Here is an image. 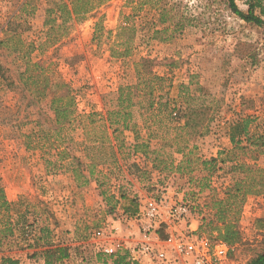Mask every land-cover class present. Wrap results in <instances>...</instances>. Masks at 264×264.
I'll use <instances>...</instances> for the list:
<instances>
[{"label":"rangeland","instance_id":"rangeland-1","mask_svg":"<svg viewBox=\"0 0 264 264\" xmlns=\"http://www.w3.org/2000/svg\"><path fill=\"white\" fill-rule=\"evenodd\" d=\"M25 1L0 0V40ZM238 6L246 11L247 0ZM19 17L13 25L19 36L0 50V62L15 76L23 55L43 63L51 79L66 85L56 89L59 94L70 90L78 118L58 136L48 108L53 88L40 103L30 104L29 94L21 105L0 84V185L10 202L23 203L20 210L27 211L26 224L0 247V258L46 264L43 252L52 245L69 248V257L54 264H131L125 253L102 254L92 240L108 223L125 230L120 199L130 202L133 215L141 201L162 199L171 190L173 203L188 204L201 225L234 182L245 178L233 165L264 169V153L253 143L264 136V28L241 20L225 0H29ZM142 59L152 61L150 70L164 78L157 94L162 102L172 101L174 113L169 121L163 108L155 113L139 104L132 108L131 126L149 141L147 153H140L148 168H141L128 140L136 145V131L119 126L115 140L103 121L116 108L119 88L137 83ZM246 116L256 118L250 139L235 147L231 124ZM64 149L95 166L94 187L78 188L71 172L56 171L53 164ZM211 159L217 162L206 163ZM252 176L264 188V175ZM223 209L242 237L224 264H248L264 246V193L249 194L242 203L231 200ZM46 228L49 235L40 233ZM215 228L203 234L217 238ZM161 232L169 233L166 227Z\"/></svg>","mask_w":264,"mask_h":264},{"label":"trees","instance_id":"trees-1","mask_svg":"<svg viewBox=\"0 0 264 264\" xmlns=\"http://www.w3.org/2000/svg\"><path fill=\"white\" fill-rule=\"evenodd\" d=\"M225 1L228 3L230 10L241 20L264 28L263 0H247L248 9L246 11H242L239 8V0ZM28 3L29 0H26L21 5L18 10L19 14L27 7ZM257 9L260 10L259 14L257 13ZM18 13L14 14L8 20L7 24L4 26L5 30L3 28L5 38L0 40V50L4 48L6 49L9 43L14 40L15 37L19 36L18 30L13 28L14 22L18 18L20 19ZM57 19H60L59 16H57ZM16 51H19L18 54H21V50ZM22 59L24 63H21L18 70L15 72L17 76H15L11 68L4 66L0 62V84L3 88L14 92L19 97L21 105L29 99V94L32 96L30 104L34 105L48 97L46 93L47 89H55V92L52 89L53 96L48 103V108L53 114L51 122H53L55 126V132L59 133L58 136H60L61 130L66 125L74 124L77 121L78 116L74 97L71 95L70 90L63 94H59L56 89L61 88V86L65 87L66 85L61 83L58 79H51L48 71L49 68H45L43 63L33 62L25 55H23ZM151 63L152 61L150 60L142 59L136 65L137 83L132 86H121L119 88L116 108L107 111L104 117L103 121L107 124L108 130H113L115 140L117 139L116 133L120 130L119 126H122L123 130H130L131 127L136 131L138 128L136 124L131 126V121L133 119L132 108L134 106L136 107L137 104L148 107L149 111H152V113L163 108V112L167 116L166 118L169 119V121L172 120V114H174L171 108L172 101L168 98L165 102H162L163 96L157 94V91H160L157 85L161 86L160 82H163L164 78L157 75L153 70H150ZM34 93L35 95L33 96L32 94ZM136 97L139 98V102L137 103L134 102V98ZM27 106H29V102ZM20 108L21 106H19V109ZM187 109L188 108H185V110L182 109L185 114L183 117V119L186 120L185 127H188L190 124V118H188V112H186ZM90 117H92V115L85 116L87 119H90ZM255 121L256 118L254 116H246L235 120L231 124L230 140L235 147H240L242 144L241 141L244 137L250 139L251 127ZM37 125H40V121H37ZM135 133V140L137 141L134 147L135 153L146 154L147 151L145 152L144 150L149 148V141L141 138V134L138 131ZM57 141L59 143L60 140ZM253 143L259 153H264V136L257 137L256 141ZM122 145H124V142ZM68 153L67 149L58 153V160L53 164L56 171L65 168L74 176L78 188L89 186L91 179L94 176L95 166L92 164H85L77 156ZM65 158L67 162L65 161ZM59 161H65V164L61 163L58 165ZM216 162L217 159H211L206 163L212 165ZM224 162L225 161H223V163ZM232 171L245 175V178L238 179L234 182L233 186L227 192L226 199L219 200L215 204L216 212L211 216V219H209L207 223L203 222L200 225L199 230L203 233L207 228L211 229L213 226L217 227L215 228L219 231V236L217 238L222 239L231 245H236L242 239L241 233L235 223L229 222L224 218L223 215L225 214V210L223 207H229L231 205V200H236L237 202L241 201L242 203L243 198L249 194L257 195L264 193V188H262L263 184L260 181L256 183V177L252 176V174H256L257 177L264 175V169L260 168L257 164L239 162L232 166ZM21 205H23L21 202H10L7 199L3 187L0 185V247L9 237L15 235L17 227H20L22 230L26 224L27 211H21ZM18 206L19 209H16ZM13 212H16L17 214L16 222L12 214ZM40 233L49 235V229H41ZM161 236L162 238L167 237V235L162 232ZM41 241L42 238L36 239L34 246H36V248L39 247ZM43 253L46 264H54L69 257V248L66 246L49 245ZM0 264H19V262L9 256H3L0 258ZM248 264H264V246L262 252Z\"/></svg>","mask_w":264,"mask_h":264},{"label":"built area","instance_id":"built-area-1","mask_svg":"<svg viewBox=\"0 0 264 264\" xmlns=\"http://www.w3.org/2000/svg\"><path fill=\"white\" fill-rule=\"evenodd\" d=\"M186 203L169 204L165 199L147 198L140 202L134 220L141 240L131 248V264H224L235 251V245L210 238L199 230H171L192 217ZM166 227V238L161 231ZM123 228L108 223L92 234L97 250L108 257L124 253Z\"/></svg>","mask_w":264,"mask_h":264},{"label":"crops","instance_id":"crops-1","mask_svg":"<svg viewBox=\"0 0 264 264\" xmlns=\"http://www.w3.org/2000/svg\"><path fill=\"white\" fill-rule=\"evenodd\" d=\"M128 140L130 141V145L133 146V148L135 147L134 143V138H128ZM134 158L140 162V165H142L141 168H145V166L148 168V164L146 162V158L144 155L140 154V153H134ZM91 188L94 187V184L91 183ZM90 188V187H89ZM116 189V187H115ZM171 190H169L167 193L163 194L164 197H162V199H165L166 202H168L169 204H173V200L170 199V197L168 195H170ZM119 207L118 210L119 212L122 214V217L125 219L126 222H128L127 225H124V234H123V240L125 242V248L127 250H125V254L127 255V257L131 256V248L135 247V245L142 239L139 232H138V227L136 226V222H134V216L137 214H133L131 215V213L128 212V210L130 209V205L128 204L130 203L128 200H119ZM127 202V203H126ZM199 221L198 218H196L194 215H192V217H189L186 221L181 222L180 224H178V226L174 227L171 230H175V231H189L190 229L192 230H199L200 226H199ZM170 232V230H169ZM123 261H125V258H122Z\"/></svg>","mask_w":264,"mask_h":264}]
</instances>
